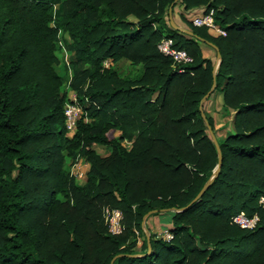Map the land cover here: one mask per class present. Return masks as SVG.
Instances as JSON below:
<instances>
[{
	"label": "trees",
	"instance_id": "trees-1",
	"mask_svg": "<svg viewBox=\"0 0 264 264\" xmlns=\"http://www.w3.org/2000/svg\"><path fill=\"white\" fill-rule=\"evenodd\" d=\"M176 5L213 9L226 34L183 14L193 35L174 29ZM62 32L83 107L71 134ZM168 37L191 62L159 50ZM202 42L220 52L215 72ZM120 60L138 71L120 73ZM213 82L232 128L216 137L220 170L197 196L217 164L199 109ZM79 156L90 164L84 183L66 166ZM107 206L123 212L119 234ZM151 210L168 215L170 238L147 240ZM239 212L256 225L235 223ZM110 263L264 264V0H0V264Z\"/></svg>",
	"mask_w": 264,
	"mask_h": 264
},
{
	"label": "rangeland",
	"instance_id": "rangeland-1",
	"mask_svg": "<svg viewBox=\"0 0 264 264\" xmlns=\"http://www.w3.org/2000/svg\"><path fill=\"white\" fill-rule=\"evenodd\" d=\"M197 11L198 10L185 11L183 10L182 5H176L173 9L172 19L175 21L176 24L184 25V22L181 19L180 15L183 14L187 19H192V17L197 13ZM209 31L213 35H217L215 34L214 31L211 30ZM70 43H71V39L69 38V35L65 32H62L59 41V49L57 51V55L59 57L58 68L62 73H66L69 76V80L65 85V89L67 91L69 99L73 98L76 95V92L69 88V81L73 75V68L70 66V58L73 54V51L71 50ZM201 47L204 56L214 59L216 64L217 62L216 49L213 46L209 45L208 43H203V42L201 43ZM105 62H107L109 65L110 60L108 61L107 59ZM115 67L120 71V73H124V74L127 73L134 74L139 69L137 66H133L129 60H120L115 64ZM222 103H223L222 93L213 90L210 92L208 97L203 102V108L205 112L214 118L215 130L212 131L215 137L223 135L227 130L232 128L233 112L223 110ZM118 133L119 131L115 132V134ZM125 144L129 146L130 142L126 141ZM94 147L101 155H106L109 152V148L104 145L97 144ZM75 161L76 159H71L69 157H66V166L69 169L70 173L72 170H75V166H74ZM78 162L82 167V170L85 172V174L83 175V177L75 178V179L79 183H84L87 179V172L89 170L90 164L84 157L81 156H79ZM168 219H169L168 215L166 214H161V215H153L152 213L148 214L144 220L145 222L143 226L144 233L146 234V233H150V231H153L157 236L166 237L167 233H170L168 230V226H169Z\"/></svg>",
	"mask_w": 264,
	"mask_h": 264
},
{
	"label": "built area",
	"instance_id": "built-area-1",
	"mask_svg": "<svg viewBox=\"0 0 264 264\" xmlns=\"http://www.w3.org/2000/svg\"><path fill=\"white\" fill-rule=\"evenodd\" d=\"M192 21L197 26H206L209 30L214 31L217 35H225L226 30L219 26L214 19V10L201 11L196 13L192 17ZM159 50L165 55L170 56L176 63H188L192 61V57L185 49H178L173 46L172 38H163L158 44ZM108 65L107 62H104ZM181 71L183 69H180ZM83 113V107L79 103L76 95L71 98L64 106V114L66 121V128L69 133H73L76 129L77 121ZM79 157L74 162L75 170L71 171L74 178H81L85 174L80 166ZM104 220L107 224L108 230L112 234H119L123 230V212L119 208L105 207ZM258 215L255 214L252 217L247 216L244 212H239L233 216V221L242 227L252 228L256 225ZM167 238L171 237L170 233H167Z\"/></svg>",
	"mask_w": 264,
	"mask_h": 264
},
{
	"label": "water",
	"instance_id": "water-1",
	"mask_svg": "<svg viewBox=\"0 0 264 264\" xmlns=\"http://www.w3.org/2000/svg\"><path fill=\"white\" fill-rule=\"evenodd\" d=\"M169 22H170V25L174 28V29H177L178 31H181V32H184V33H187V34H190V35H193V32L181 25H178L175 23V21L172 19V11H171V7L169 8ZM201 39V38H199ZM209 45L213 46L216 51H217V62L216 64L214 65V72L216 70V68L218 67L219 65V62H220V52L218 51L217 47L215 44H213L212 42H207ZM215 74V73H214ZM215 87V82H213L210 90L201 98L200 100V103H199V109L201 111V116L202 118L206 121L207 123V126H208V129H209V133L215 143V146H216V150H217V164H216V167L214 168L212 174L210 175V177L206 180V182L204 183L203 187L201 188V190L199 191V193L197 194V196L201 195L202 192L204 191V189L213 181V179L218 175L219 173V170H220V166H221V160H222V157H221V151H220V148H219V145L217 143V140H216V137L212 131V128L210 127V125L208 124L207 122V119H206V115L205 113L203 112V102L204 100L208 97V95L210 94V92L214 89ZM196 196V197H197ZM185 207H182V208H179V209H176V208H171V210H175V211H178V210H182L184 209ZM157 210H151L149 212H147L144 216H143V220H142V225L144 226L145 222V218L148 214L152 213V212H155ZM146 236H147V240L149 239V236H150V233H146ZM111 264V263H110Z\"/></svg>",
	"mask_w": 264,
	"mask_h": 264
}]
</instances>
